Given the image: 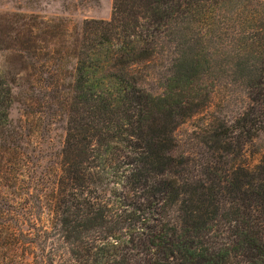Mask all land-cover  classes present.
<instances>
[{"label": "trees", "instance_id": "obj_1", "mask_svg": "<svg viewBox=\"0 0 264 264\" xmlns=\"http://www.w3.org/2000/svg\"><path fill=\"white\" fill-rule=\"evenodd\" d=\"M4 15L0 46L25 72L38 31ZM69 51L57 162L22 175L33 264H264V151L247 162L264 137V0H113ZM13 96L0 75L1 166L18 156Z\"/></svg>", "mask_w": 264, "mask_h": 264}, {"label": "rangeland", "instance_id": "obj_2", "mask_svg": "<svg viewBox=\"0 0 264 264\" xmlns=\"http://www.w3.org/2000/svg\"><path fill=\"white\" fill-rule=\"evenodd\" d=\"M112 1L0 0V22L4 14H11L15 20L23 19L38 31L39 36V49L33 51L35 65L25 72L12 57L13 52L0 46V75L12 83L14 95L6 136H10L19 156L9 157L6 164L0 165V264H33L34 253L41 254L31 244L33 231L26 205L33 192L26 187L22 175L27 174L34 164L33 159L40 170L57 162L65 124L62 110L55 114L57 107L52 108L51 98L58 94L67 96L70 90L75 60L69 47L82 22L109 20ZM46 47L49 51L44 50ZM145 75L143 87L154 91L157 80L148 71ZM43 80L49 85H45ZM189 125L192 124L179 128L177 135L182 137L183 133H188ZM263 151L264 137H261L247 149V162L256 164ZM47 220L48 212L45 210L40 222L46 225ZM45 249L44 253H47L48 245ZM55 264L71 263L60 254Z\"/></svg>", "mask_w": 264, "mask_h": 264}]
</instances>
